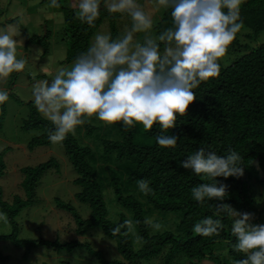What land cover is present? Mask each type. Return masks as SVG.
<instances>
[{"label": "trees", "instance_id": "1", "mask_svg": "<svg viewBox=\"0 0 264 264\" xmlns=\"http://www.w3.org/2000/svg\"><path fill=\"white\" fill-rule=\"evenodd\" d=\"M76 11L74 7L65 11V35L70 44L66 62L75 61L88 49L93 35L106 16L114 17V21L116 16L127 14L110 13L104 5V0H101L99 18L95 21V27H90L77 18ZM171 11V8L166 9L161 21L155 25L157 34L173 26ZM241 19L243 26L249 30L247 37L257 40L264 30V0H244ZM115 36L114 32L112 38ZM230 47L244 50L245 53L227 66L220 60V75L202 82L194 89L196 100L190 104L187 114L177 115L176 127L164 133L179 136L174 148L159 146L156 137L161 134L162 129L158 122L150 131H146L154 140L151 145H141L135 141V126L123 127L122 136L118 140L103 139L106 155L115 152L118 159L126 158L134 164V169L128 175L129 182L137 184L141 179L149 182L153 193H141L152 207L162 211L182 212L177 232L152 234L150 227L144 223L146 215L143 202L135 195L125 194L116 177L111 179V183L116 200L124 209L118 220H112L105 201L103 182L99 176L102 168L93 164L95 158L92 148L81 144L75 135L68 134L63 144L78 174L74 182L82 187L77 193V198L90 206V214L83 217L71 203L61 199H57V206L71 213L79 236L91 230H100L104 237L114 243L119 255L109 258L102 248L97 249L89 241L78 237L71 240L19 237L16 216L24 207L35 201L41 178L50 168L58 166L55 157L36 166L21 169L24 173L21 186L26 198L15 195L10 203L3 198V190L0 187V211L7 215L13 228L12 233L0 235V238L24 247L25 254L40 246L69 252L77 247L85 248L97 258L99 264H142L143 261L153 258L161 260L162 264H198L197 260L202 259L211 260L214 264H235V261L246 258L244 253L236 252L232 248L236 238L231 234L232 219L226 215L223 216L224 228L219 236L205 237L194 233L193 225L213 215L212 206L218 201L206 200L201 204L194 200L192 188L202 182L211 181L206 177L197 176L192 170L184 169L179 164L201 147L222 156L227 155L229 149L237 151L243 157L244 175L239 178H217L219 183L228 186V195L224 202L240 212L253 213L251 223L264 224V209L257 203L252 188L256 184L264 183V42L252 48L237 34ZM1 116L3 118V111ZM84 126L87 133L95 130V126L90 123ZM22 128L42 131L31 140L30 146L33 147L50 143L48 132L54 129V125L34 106ZM4 170L0 168V174H4ZM125 211L132 213V220L138 230L141 239V247L138 249L134 247L131 233L127 236L112 235L111 229L128 219ZM137 221L139 223H136ZM125 231L126 229H121L122 233ZM0 256L2 258L1 253Z\"/></svg>", "mask_w": 264, "mask_h": 264}, {"label": "clouds", "instance_id": "2", "mask_svg": "<svg viewBox=\"0 0 264 264\" xmlns=\"http://www.w3.org/2000/svg\"><path fill=\"white\" fill-rule=\"evenodd\" d=\"M243 3L244 0H156L157 7L172 9L173 26L153 35L152 14L143 10L137 0H104L110 13H127L131 17V30L116 39L96 34L72 66L57 69L51 81L37 80V73L29 70L35 81L33 103L54 125L48 132L50 142H63L95 116L106 125L122 121L124 127L131 128L139 123L145 131L158 122L162 129L156 137L159 146L174 148L179 136L164 133L176 127L177 115L187 114L196 100L194 89L220 75L219 61L243 28ZM47 7L58 9L61 5L51 0ZM73 7L82 23L95 27L101 0H77ZM136 33L143 34L142 42L134 39ZM19 35L18 26L0 30V81L26 68L27 58H18V45L23 43L16 39ZM8 98V91L0 90V104ZM179 164L211 181L192 188L194 200L201 204L218 201L212 206L213 215L193 225L194 233L219 236L226 215L232 219L231 234L236 238L232 248L246 256L235 264H264V224L251 223L253 213L240 212L225 203L228 186L217 181L218 177H242L243 157L232 149L222 156L201 147ZM137 185L143 194L153 193L147 180H138ZM0 219L6 222L7 218L0 214ZM144 223L154 231L163 227L152 218H145ZM121 229L126 231L122 233ZM111 232L113 236H127L134 232V223L126 219Z\"/></svg>", "mask_w": 264, "mask_h": 264}, {"label": "rangeland", "instance_id": "3", "mask_svg": "<svg viewBox=\"0 0 264 264\" xmlns=\"http://www.w3.org/2000/svg\"><path fill=\"white\" fill-rule=\"evenodd\" d=\"M51 0H0V30L8 25L18 26L20 35L17 40L23 43L18 45V58L26 57L28 63L23 72H14L6 81H0V90H7L8 100L0 104V168H4V174H0V187L3 190V198L12 202L15 195L26 198V193L21 186L24 179L23 167L36 166L55 157L58 166L50 168L41 178L35 201L24 207L16 216L19 225V237L23 239H38L40 237L50 240H71L78 237L89 241L95 248H102L109 258L118 256L115 245L111 240L104 237L100 230H91L83 236L76 232V224L67 210L57 206V199L71 203L83 217L90 214V206L77 198V193L82 187L75 183L78 176L70 159L68 158L63 142L48 143L30 146L31 140L42 133L41 130H25L22 125L29 118L34 108L32 97V85L35 81L29 74V70L36 72L37 80L54 77L56 70L64 67L70 68L74 61L66 62L69 50V39L65 35V11L73 7L77 0H58L60 8L47 7ZM137 3L152 14L154 27L163 18L166 10L157 7L156 0H137ZM105 5V4H104ZM66 7V9H62ZM106 16L93 35L91 44L96 34H112L115 32L116 39L123 36L132 28V19L127 14L115 17ZM153 27V35H158ZM248 28H242L238 33L240 39L248 43L250 47H256L264 42V30L257 40L247 37ZM48 35V36H47ZM134 39L143 40L142 33L134 34ZM161 50L164 44L160 45ZM229 48L227 54L221 59L227 66L236 58L243 55L244 50ZM44 69V70H42ZM36 108V106H35ZM37 109V108H36ZM3 111V118L1 112ZM95 126L92 133H87L84 125L78 126L75 136L83 145H88L93 150L95 167L102 168L99 176L103 182L104 196L109 209V217L118 220L124 209L118 204L111 179L116 177L125 194L135 195L140 199L145 208L146 218L162 224L160 231L150 228L152 234L164 231H178V223L182 217L180 211H162L155 209L144 198L136 183L128 181L130 171L134 164L126 158L118 159L115 152L106 155L103 139L118 140L122 136L123 122L106 125L97 117H92L89 122ZM135 141L141 145H151L153 138L147 135L142 124H135ZM257 203L264 209V183L253 187ZM128 219L132 220V213L125 211ZM6 222L0 219V235L12 233L13 228L7 215L0 211ZM264 220V218H263ZM133 221V220H132ZM134 223V222H133ZM134 247H141V239L134 225L131 233ZM0 264H99L97 258L85 248H75L72 252L58 251L55 247L40 246L30 253L25 254V248L15 245L11 240L0 238ZM198 264H214L211 260H197ZM142 264H162L156 258L145 260Z\"/></svg>", "mask_w": 264, "mask_h": 264}]
</instances>
